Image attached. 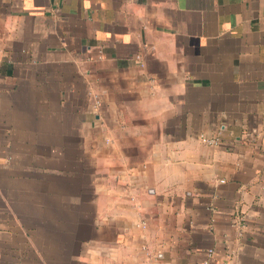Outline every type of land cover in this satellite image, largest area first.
<instances>
[{
  "label": "crops",
  "instance_id": "0c3cea01",
  "mask_svg": "<svg viewBox=\"0 0 264 264\" xmlns=\"http://www.w3.org/2000/svg\"><path fill=\"white\" fill-rule=\"evenodd\" d=\"M208 260L264 264V0H0V264Z\"/></svg>",
  "mask_w": 264,
  "mask_h": 264
},
{
  "label": "built area",
  "instance_id": "2783aa9c",
  "mask_svg": "<svg viewBox=\"0 0 264 264\" xmlns=\"http://www.w3.org/2000/svg\"><path fill=\"white\" fill-rule=\"evenodd\" d=\"M200 140L209 146H217L220 144V138H218V137L217 138H209V137L201 135ZM212 253H213V251L210 250L208 253L209 257H211ZM204 264H210V261L208 260Z\"/></svg>",
  "mask_w": 264,
  "mask_h": 264
}]
</instances>
